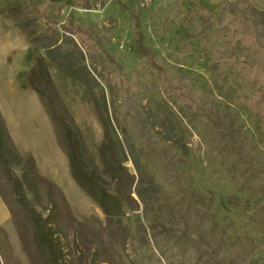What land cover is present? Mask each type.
I'll list each match as a JSON object with an SVG mask.
<instances>
[{
    "label": "rangeland",
    "instance_id": "obj_1",
    "mask_svg": "<svg viewBox=\"0 0 264 264\" xmlns=\"http://www.w3.org/2000/svg\"><path fill=\"white\" fill-rule=\"evenodd\" d=\"M121 4L144 8V42L165 66L167 86L130 51L132 25ZM142 5L0 0V114L17 152L31 154L39 175L54 185L38 194L27 189L26 196L59 237L62 264H264V0ZM188 16L193 21L185 26L197 37L176 42ZM70 17L99 30L101 47L88 59L78 41L76 48L58 41L89 74L82 70L72 80L48 59L52 83L40 87L49 96L45 102L78 131L89 164H98L104 105L140 150L141 173L129 154L125 166L141 181L142 199L133 194L136 202L129 201L122 187L123 213L111 218L73 181L44 102L20 84L36 57L46 56L29 37L48 45ZM248 97L255 103H238ZM13 118L22 122V139L7 122L8 130ZM8 159L7 166L0 163V264H52L36 247L33 224L12 192L8 174L21 170Z\"/></svg>",
    "mask_w": 264,
    "mask_h": 264
},
{
    "label": "trees",
    "instance_id": "obj_2",
    "mask_svg": "<svg viewBox=\"0 0 264 264\" xmlns=\"http://www.w3.org/2000/svg\"><path fill=\"white\" fill-rule=\"evenodd\" d=\"M197 1V0H193ZM85 7V6H84ZM120 7L125 10L132 25V39L129 44L130 51L138 58L146 61L147 65L153 72L162 78L163 85L167 84L166 68L158 61L157 56L152 52L144 42L143 26L141 16L143 7L136 6L133 10L127 4H121ZM87 8V6L85 7ZM39 11V9H38ZM37 11V12H38ZM45 22L50 24L48 17L41 14ZM67 20V19H66ZM65 21V20H64ZM193 18L188 19L180 24L176 30L174 39L176 42H184L186 39H194L197 37V30L190 26ZM56 26V25H54ZM62 34L54 31L56 35L48 37L49 44L37 41L34 37H29L30 42L36 46L45 49L46 56L38 55L35 64L26 71L24 79L20 82L23 88H31L37 93L40 101L45 104L46 110L50 115L54 133L58 146L64 152L67 158L68 170L79 189L88 196L106 215L107 218L121 215L123 213L124 200L121 197L122 187L125 190L126 198L129 201L136 202L133 197L135 194L142 199L143 185L141 181L135 182V176L125 166L127 156L129 154L133 166L138 174L141 173L142 166L140 150L133 141L126 138V125L120 120L112 122L109 118L107 108L104 105L102 111L98 114L99 121L103 128L102 141L97 148L98 164L94 161L88 163L84 144L77 130L73 126L62 120L59 111L46 103V95L44 88L40 84L50 85L51 78L47 72V60H52L55 67L63 74L75 79L77 75L82 74L84 70L87 74L85 66L75 67L74 61L67 52L59 50L60 45H56L58 41H69L72 47H77V41L81 44L84 51L88 54V59L92 57V53L101 47V41L104 35L92 25L76 24L70 17L69 21L62 24ZM58 30V29H57ZM69 32L71 35H67ZM67 33V34H66ZM74 36V37H72ZM75 38V39H73ZM81 60H83V51H78ZM59 54V56H57ZM83 75V74H82ZM167 86V85H166ZM48 88V87H47ZM171 91L179 96V99L190 103L193 107L197 106V102L193 97L184 95L180 87H171ZM255 97L241 98L238 103L246 104L255 103ZM124 136L125 145L121 137ZM15 158V164L20 167L21 175L17 176L13 172L8 174V180L11 183L12 192L16 201L22 206L25 214L31 220L34 228V242L38 250L52 264L61 263V249L59 247V237L53 232L49 226L48 219L42 217L35 208L31 206L26 196V190H30L34 194H38L39 187L46 185L54 187L53 183L44 179L39 175L36 168L35 159L31 154H21L14 148L9 137L4 120L0 114V163L7 166L10 162L8 158ZM110 182H113L114 188L110 189ZM135 182V186L134 185ZM49 193V192H48Z\"/></svg>",
    "mask_w": 264,
    "mask_h": 264
},
{
    "label": "crops",
    "instance_id": "obj_3",
    "mask_svg": "<svg viewBox=\"0 0 264 264\" xmlns=\"http://www.w3.org/2000/svg\"><path fill=\"white\" fill-rule=\"evenodd\" d=\"M0 69H3V67H2V65H0ZM1 78V77H0ZM1 87V86H0ZM2 114V116H3V113H1ZM4 115H6L5 113H4ZM6 116H9V115H6ZM10 123L11 124V126L12 127H14V131H15V133H17V136L20 138V139H22L23 137H24V135H22L23 133H25L24 132V130L22 129L21 131L18 129V126L22 123L20 120H17V119H15V118H13V119H11L10 121H6V123ZM8 123H7V125H8ZM11 126H9L8 125V130H11Z\"/></svg>",
    "mask_w": 264,
    "mask_h": 264
},
{
    "label": "built area",
    "instance_id": "obj_4",
    "mask_svg": "<svg viewBox=\"0 0 264 264\" xmlns=\"http://www.w3.org/2000/svg\"><path fill=\"white\" fill-rule=\"evenodd\" d=\"M139 1L141 2V4H143V5L145 4L146 5V4L151 3L153 0H139Z\"/></svg>",
    "mask_w": 264,
    "mask_h": 264
}]
</instances>
